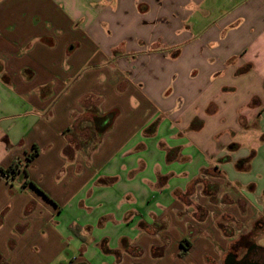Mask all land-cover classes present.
Here are the masks:
<instances>
[{"label": "crops", "instance_id": "1", "mask_svg": "<svg viewBox=\"0 0 264 264\" xmlns=\"http://www.w3.org/2000/svg\"><path fill=\"white\" fill-rule=\"evenodd\" d=\"M13 162L0 264L264 259V0H0Z\"/></svg>", "mask_w": 264, "mask_h": 264}, {"label": "trees", "instance_id": "2", "mask_svg": "<svg viewBox=\"0 0 264 264\" xmlns=\"http://www.w3.org/2000/svg\"><path fill=\"white\" fill-rule=\"evenodd\" d=\"M116 113L115 112H110L106 115H101V116H95V118L92 120V124L97 132L98 135L103 134L106 132L112 125L114 119H115ZM38 155V149L36 146L33 147L32 152L27 155L26 159L27 161H31ZM18 172L25 173V169L23 168L20 170L19 166L17 163L13 162L9 167L6 169L0 168V176L8 177L11 174L14 175ZM264 219H259L255 222L253 230L258 231H263L262 228V223Z\"/></svg>", "mask_w": 264, "mask_h": 264}, {"label": "rangeland", "instance_id": "3", "mask_svg": "<svg viewBox=\"0 0 264 264\" xmlns=\"http://www.w3.org/2000/svg\"><path fill=\"white\" fill-rule=\"evenodd\" d=\"M260 229H263V231H261V233H257V234H254L253 235V237H254V240H255V242L256 241H259V239H261L263 242H264V221H263V223H262V228H260ZM256 233V232H255ZM244 252V251H243ZM243 252H241L242 254H243ZM257 258V257H256ZM263 261H264V259L262 258V259H258L257 258V260H256V264H262L263 263ZM262 262V263H261Z\"/></svg>", "mask_w": 264, "mask_h": 264}, {"label": "flooded vegetation", "instance_id": "4", "mask_svg": "<svg viewBox=\"0 0 264 264\" xmlns=\"http://www.w3.org/2000/svg\"><path fill=\"white\" fill-rule=\"evenodd\" d=\"M259 259H262V258H259ZM241 263L245 264V261L243 260ZM262 264H264V261H263V263H262Z\"/></svg>", "mask_w": 264, "mask_h": 264}]
</instances>
